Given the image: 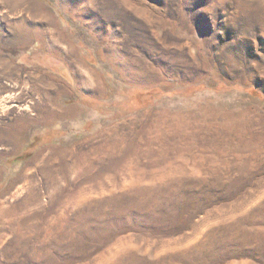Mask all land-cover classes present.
I'll return each mask as SVG.
<instances>
[{
	"label": "rangeland",
	"instance_id": "374dc122",
	"mask_svg": "<svg viewBox=\"0 0 264 264\" xmlns=\"http://www.w3.org/2000/svg\"><path fill=\"white\" fill-rule=\"evenodd\" d=\"M0 92V264H264V0H0Z\"/></svg>",
	"mask_w": 264,
	"mask_h": 264
},
{
	"label": "bare ground",
	"instance_id": "6f19581e",
	"mask_svg": "<svg viewBox=\"0 0 264 264\" xmlns=\"http://www.w3.org/2000/svg\"><path fill=\"white\" fill-rule=\"evenodd\" d=\"M13 108H16L19 114H23L27 116H36L31 105L29 103H23V102L21 103L18 100L16 94H12L9 92L8 95L3 96L2 93L0 92V117L9 114L13 110Z\"/></svg>",
	"mask_w": 264,
	"mask_h": 264
}]
</instances>
